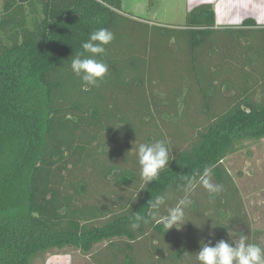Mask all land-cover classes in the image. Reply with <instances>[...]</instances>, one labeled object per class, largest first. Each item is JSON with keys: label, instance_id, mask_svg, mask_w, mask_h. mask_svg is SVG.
<instances>
[{"label": "trees", "instance_id": "obj_1", "mask_svg": "<svg viewBox=\"0 0 264 264\" xmlns=\"http://www.w3.org/2000/svg\"><path fill=\"white\" fill-rule=\"evenodd\" d=\"M99 28L114 34L102 58L109 70L85 88L70 63ZM252 33L264 44V26L218 28L206 4L164 26L126 15L123 0H0V264L70 250L93 264H198L201 244L231 243L229 231L264 247L225 166L244 143L264 139L263 52L224 53ZM126 35L141 48L125 53ZM154 52L171 68L155 72ZM157 140L170 162L146 185L131 151ZM205 166L222 191H181L182 177ZM165 193L166 205H149ZM185 196L184 224L165 229Z\"/></svg>", "mask_w": 264, "mask_h": 264}, {"label": "clouds", "instance_id": "obj_2", "mask_svg": "<svg viewBox=\"0 0 264 264\" xmlns=\"http://www.w3.org/2000/svg\"><path fill=\"white\" fill-rule=\"evenodd\" d=\"M114 40V34L107 28H99L89 34L88 40L82 43L83 51L74 55L71 59L70 70L80 77L83 87H96L108 74V65L103 62L106 55L107 46ZM137 156L139 165V178L143 184L148 185L153 181H158L161 173L168 168L170 162L169 150L163 140L151 143L134 144L133 150ZM199 184L209 194L222 191V185L213 183L211 177V167L205 166L202 171H197L190 176H183L179 186L184 193H190ZM168 195L160 194L152 198L149 205L152 208H160L166 205ZM192 201L185 196L181 198L176 206L172 207L163 220L165 229L177 228L184 224L185 209L191 205ZM136 223L132 228L140 227L138 221L140 216H136ZM231 243L219 240L215 245L202 243L198 253L194 254L198 264H264V247L259 244L249 243L241 237L236 242L231 238Z\"/></svg>", "mask_w": 264, "mask_h": 264}, {"label": "rangeland", "instance_id": "obj_3", "mask_svg": "<svg viewBox=\"0 0 264 264\" xmlns=\"http://www.w3.org/2000/svg\"><path fill=\"white\" fill-rule=\"evenodd\" d=\"M188 0H160L159 3L150 8L148 0H123V12L126 15H133L141 18L142 21H152L164 26L182 25L186 21L189 11ZM261 34L252 33L246 37H241L232 48L226 47L224 53L233 52L234 55L243 50L252 48L254 53L263 52L264 44ZM141 41L131 38L129 35L123 36L121 46L127 53L132 45L141 48ZM152 68L158 73L162 65H170V61L165 60L163 53L154 52L151 55ZM264 65V63L262 64ZM170 67V66H169ZM171 68V67H170ZM225 166L239 186L250 221L254 229H264V139L259 142L244 143L238 153L229 156L225 161ZM204 188H200V194L204 193ZM186 218V217H185ZM196 229H200L196 227ZM246 229L240 227V233H235L236 237L245 235ZM196 234V233H195ZM147 241H144V243ZM106 244H101L94 249H101ZM108 254H99L97 259L100 262L107 258ZM34 264H93L87 256L74 250L47 254L45 258L38 259ZM112 264V263H106Z\"/></svg>", "mask_w": 264, "mask_h": 264}, {"label": "crops", "instance_id": "obj_4", "mask_svg": "<svg viewBox=\"0 0 264 264\" xmlns=\"http://www.w3.org/2000/svg\"><path fill=\"white\" fill-rule=\"evenodd\" d=\"M188 1L189 11L201 5H211L215 10L218 28L240 27L247 20L254 21L258 26H264V0Z\"/></svg>", "mask_w": 264, "mask_h": 264}]
</instances>
